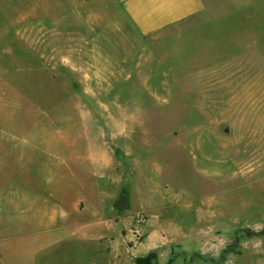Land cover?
I'll return each mask as SVG.
<instances>
[{
  "label": "rangeland",
  "instance_id": "rangeland-1",
  "mask_svg": "<svg viewBox=\"0 0 264 264\" xmlns=\"http://www.w3.org/2000/svg\"><path fill=\"white\" fill-rule=\"evenodd\" d=\"M73 1L0 0V264L264 243V0L149 35Z\"/></svg>",
  "mask_w": 264,
  "mask_h": 264
},
{
  "label": "crops",
  "instance_id": "crops-1",
  "mask_svg": "<svg viewBox=\"0 0 264 264\" xmlns=\"http://www.w3.org/2000/svg\"><path fill=\"white\" fill-rule=\"evenodd\" d=\"M121 6L122 11L132 22L136 30L144 35L153 34L161 29L179 24L183 21L208 16L212 6L220 0H116ZM73 0H63V4L73 3ZM153 231H148L144 236V240L152 234ZM142 239V240H143ZM194 238L181 237L179 242L184 241L190 252V261L200 258V264H264V243L260 240H246L245 242L257 243L259 246L253 245L251 251L241 249V237L239 236L238 249H226V245L231 238L213 240L212 243H207L204 247L195 246ZM236 239V238H235ZM193 241V242H192ZM200 244H205L202 239L198 240ZM189 245V246H188ZM180 248H183L182 246ZM155 253L152 264H174L176 256L174 252L170 253V249L163 251H152ZM149 253V254H150ZM148 254V255H149ZM204 256V258L201 257ZM146 257V256H145ZM139 258V257H133ZM137 263V262H136ZM139 264V263H137ZM186 264V263H185ZM196 264V263H193ZM199 264V263H198Z\"/></svg>",
  "mask_w": 264,
  "mask_h": 264
},
{
  "label": "water",
  "instance_id": "water-1",
  "mask_svg": "<svg viewBox=\"0 0 264 264\" xmlns=\"http://www.w3.org/2000/svg\"><path fill=\"white\" fill-rule=\"evenodd\" d=\"M115 205L118 207V208H121V209H125V208H128L129 207V195H128V192L127 190H124L121 195L119 196V198L117 199Z\"/></svg>",
  "mask_w": 264,
  "mask_h": 264
},
{
  "label": "trees",
  "instance_id": "trees-1",
  "mask_svg": "<svg viewBox=\"0 0 264 264\" xmlns=\"http://www.w3.org/2000/svg\"><path fill=\"white\" fill-rule=\"evenodd\" d=\"M155 257V253H150L149 255H147L146 257H139L137 259V261L140 263V264H152L151 263V260L154 259Z\"/></svg>",
  "mask_w": 264,
  "mask_h": 264
},
{
  "label": "flooded vegetation",
  "instance_id": "flooded-vegetation-1",
  "mask_svg": "<svg viewBox=\"0 0 264 264\" xmlns=\"http://www.w3.org/2000/svg\"><path fill=\"white\" fill-rule=\"evenodd\" d=\"M121 195V194H120Z\"/></svg>",
  "mask_w": 264,
  "mask_h": 264
}]
</instances>
